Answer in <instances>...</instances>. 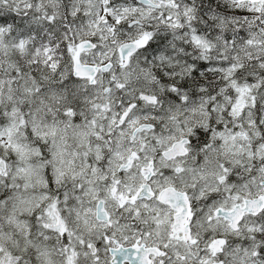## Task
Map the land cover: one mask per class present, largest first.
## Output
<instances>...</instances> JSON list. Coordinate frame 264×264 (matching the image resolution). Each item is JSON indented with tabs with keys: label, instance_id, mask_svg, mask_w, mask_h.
Wrapping results in <instances>:
<instances>
[{
	"label": "snow or ice",
	"instance_id": "6c2138e0",
	"mask_svg": "<svg viewBox=\"0 0 264 264\" xmlns=\"http://www.w3.org/2000/svg\"><path fill=\"white\" fill-rule=\"evenodd\" d=\"M232 4L217 5L207 35L188 0H0V264H133L125 243L137 264H264V0ZM161 33L206 62L213 82L198 78L191 96L214 114L205 135L242 171L236 182L219 164L196 192L206 176L183 167V129L157 136L135 115L159 99L126 92L134 73L117 71ZM69 69L87 110L45 87ZM164 82L177 104L188 99L173 95L187 80ZM114 90L135 102L117 108Z\"/></svg>",
	"mask_w": 264,
	"mask_h": 264
},
{
	"label": "clouds",
	"instance_id": "9594fccd",
	"mask_svg": "<svg viewBox=\"0 0 264 264\" xmlns=\"http://www.w3.org/2000/svg\"><path fill=\"white\" fill-rule=\"evenodd\" d=\"M217 5L221 7L227 5L230 9H234L232 0H190V6H194L198 13L202 15L197 16V22H202V26L208 28L207 35L212 34L213 28L217 25L212 23L213 14L223 15V13L217 12ZM210 10V11H209ZM211 24V27L209 25ZM221 34L231 35V31L225 28ZM51 36L45 29L44 33L41 34ZM63 35V33H61ZM167 35L168 39L165 40L163 37ZM55 39V37H52ZM48 43V40L44 41ZM217 48L214 51H223V41H216ZM187 46V42L183 39H174L171 34L161 33V40L152 44L147 52H139L134 54L133 59L128 63V66L123 70H118L117 75L120 76L121 80H124V76L121 75V71L124 73H134L129 81V86L125 89L126 92H131L133 88L140 90L143 89L146 94L156 95L159 99V103L155 106L140 105L137 109L135 115L140 117V122L142 124L151 123L155 129V135H178L177 128L183 129V135L185 139H188L189 143L187 145L189 151L187 156L183 157V167L192 170H200L206 176L205 180L198 181L196 192H199L201 187H205L213 182V174L219 171V164H224L232 169L231 175H233V182L237 179L242 178V171L237 170V167L231 165L228 157H225L219 150V146L211 139L210 134L205 135L207 129L203 126L205 123L209 127H216L215 124L211 123V120L215 118L214 114L209 113V116L205 118L201 115L199 108L197 107L200 103L201 97L197 96L195 98V103L191 96V92L197 90L194 88L193 82L199 79L204 80L203 87H207L213 81L209 80L206 76H201V73H206L209 71L208 67H205L206 63L203 61L199 53L193 55L194 50L189 48L187 52L183 50V47ZM61 59H64L63 55L58 53ZM170 57V59L160 60L157 57ZM212 59H218V57L213 56ZM195 60L196 64H191L190 61ZM199 65V67L197 66ZM28 67L27 64L24 65ZM67 67V65H65ZM181 68H185L181 74ZM143 70V72H141ZM157 72L160 75H157ZM192 72H196L197 75L193 76ZM163 77V80L161 79ZM175 80V85L179 86L187 80L189 82V87L182 88L179 93H173V95H185L188 96L187 100H184L177 104L171 96L167 93L169 88L172 87L171 83H165L164 81ZM215 81L219 80V77L214 78ZM65 81H67L65 83ZM75 77L71 76V71L66 73L65 79L60 80L59 76L53 74V78H50L49 84L45 87H50L52 92L63 93L67 102L73 106L76 110L85 108L83 103L85 89H83L80 84L74 82ZM139 93L137 92V95ZM206 99V97H205ZM112 101L114 105L118 108L122 104L133 101L131 96H125V92L119 90H114L112 93ZM211 102V101H209ZM220 101H217L219 103ZM193 107H197V111L193 112ZM207 109V105L204 106ZM179 111L180 118L178 124L171 123L167 117L169 115V110ZM91 115V113H89ZM149 116L148 120H144L143 116ZM151 117H157L152 120ZM255 118H264V112H256ZM187 121V123H185ZM167 126V131H164ZM199 129V131H197ZM208 140V144L203 143V141ZM151 143V140H149ZM211 145V147H209ZM199 174V173H197ZM191 175V173H188ZM3 189H0V195H3ZM220 197L217 196V199ZM7 200L8 197H5ZM204 208V205H200Z\"/></svg>",
	"mask_w": 264,
	"mask_h": 264
},
{
	"label": "flooded vegetation",
	"instance_id": "af4514ba",
	"mask_svg": "<svg viewBox=\"0 0 264 264\" xmlns=\"http://www.w3.org/2000/svg\"><path fill=\"white\" fill-rule=\"evenodd\" d=\"M126 249H128V255L131 258L133 264H137V258L135 250L133 249L132 245L125 243L123 245ZM117 264H125V262L122 260V258L117 257Z\"/></svg>",
	"mask_w": 264,
	"mask_h": 264
},
{
	"label": "rangeland",
	"instance_id": "374dc122",
	"mask_svg": "<svg viewBox=\"0 0 264 264\" xmlns=\"http://www.w3.org/2000/svg\"><path fill=\"white\" fill-rule=\"evenodd\" d=\"M188 2L190 3V0H188ZM77 23H79V21H77ZM205 67H207V66H205ZM234 179V178H233Z\"/></svg>",
	"mask_w": 264,
	"mask_h": 264
},
{
	"label": "trees",
	"instance_id": "16d2710c",
	"mask_svg": "<svg viewBox=\"0 0 264 264\" xmlns=\"http://www.w3.org/2000/svg\"><path fill=\"white\" fill-rule=\"evenodd\" d=\"M63 55L66 57V55H67V54H66V52H65V53H63Z\"/></svg>",
	"mask_w": 264,
	"mask_h": 264
}]
</instances>
